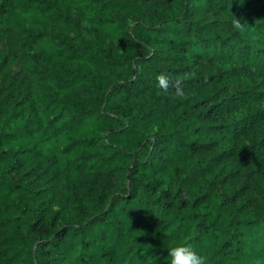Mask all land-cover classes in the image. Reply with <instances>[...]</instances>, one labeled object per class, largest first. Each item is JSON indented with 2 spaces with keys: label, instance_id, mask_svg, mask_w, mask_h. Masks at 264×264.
<instances>
[{
  "label": "trees",
  "instance_id": "16d2710c",
  "mask_svg": "<svg viewBox=\"0 0 264 264\" xmlns=\"http://www.w3.org/2000/svg\"><path fill=\"white\" fill-rule=\"evenodd\" d=\"M184 243L264 264V0H0V264Z\"/></svg>",
  "mask_w": 264,
  "mask_h": 264
},
{
  "label": "clouds",
  "instance_id": "9594fccd",
  "mask_svg": "<svg viewBox=\"0 0 264 264\" xmlns=\"http://www.w3.org/2000/svg\"><path fill=\"white\" fill-rule=\"evenodd\" d=\"M240 2L242 3L243 0H240ZM236 26L239 27L240 24L237 23ZM158 82L162 88L167 89L168 81L166 76L160 75ZM167 255L170 258L168 264H206V258L188 243L174 244L167 249Z\"/></svg>",
  "mask_w": 264,
  "mask_h": 264
}]
</instances>
